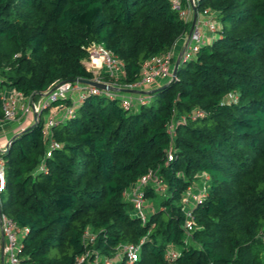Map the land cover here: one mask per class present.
Wrapping results in <instances>:
<instances>
[{
    "label": "trees",
    "instance_id": "16d2710c",
    "mask_svg": "<svg viewBox=\"0 0 264 264\" xmlns=\"http://www.w3.org/2000/svg\"><path fill=\"white\" fill-rule=\"evenodd\" d=\"M196 6L212 11L217 33L154 92L42 101L34 122L0 149L1 208L22 230L19 264H76L85 252L89 263L127 264L119 246L141 241L132 264H264V0ZM191 24L172 0H0V119L5 88L37 105L57 83L94 80L85 65L93 43L123 64L100 81L136 83ZM124 95L147 101L125 107ZM53 107L61 115L47 129ZM148 173L144 219L124 191ZM204 186L188 232L184 199ZM169 245L179 252L173 260Z\"/></svg>",
    "mask_w": 264,
    "mask_h": 264
},
{
    "label": "built area",
    "instance_id": "2783aa9c",
    "mask_svg": "<svg viewBox=\"0 0 264 264\" xmlns=\"http://www.w3.org/2000/svg\"><path fill=\"white\" fill-rule=\"evenodd\" d=\"M188 1V6L183 7L181 0H172L173 8L179 11L182 18L186 20H193V8L191 5V0ZM197 0H195L196 2ZM214 14L210 9H204L203 11L198 12L197 20L194 25V28L191 32L190 38L186 40L187 44L182 55V60L190 59L196 55V52L199 50L200 46L206 42L205 36L206 33L211 35V37L217 33V23L213 18ZM187 36V35H186ZM90 59L89 62L91 66H98V68L105 67L107 73L112 76H118L122 71L123 64L122 62L107 48L101 44L93 43L89 47ZM100 60V65L96 62ZM172 57L171 52H168L163 55H157L151 58L144 64L142 77L136 83H130L126 85H117L114 86L126 89H142V86L146 85L151 87L156 83L169 79L173 76V69H169L171 66ZM174 67V63H173ZM99 80V79H95ZM100 81V80H99ZM102 89L96 86H88L83 84L80 81H64L57 83L53 86L46 94L44 100H42V107L47 108L50 102L59 100V99H70L75 104L83 101L87 95L90 93H99ZM24 97L23 95L16 91L14 88H5L2 91V108L4 112L3 119L11 121L17 118L19 111L25 109V104H23ZM136 101L145 103L147 99L144 96H132L124 95L123 96V105L125 107H130L135 104ZM31 107L35 111L39 110V106L34 103H27L26 108ZM25 111V110H24ZM39 112V111H38ZM66 115L74 113L73 107H68L65 110ZM24 113V112H23ZM56 117L52 114L47 117L46 128L54 124ZM54 147H59L57 142H53L48 149L47 156H51V149ZM44 169V165L40 167ZM153 179L152 173H148L142 176L138 182L134 183L130 188L125 189V196L133 202L135 211L137 214L145 219V210L147 208V201L144 196L143 187L149 184ZM157 183V180L155 179ZM6 175H5V165L3 159L0 157V228L4 237V246L3 254L0 255V264H19V252L21 249V237L22 230L18 227L17 223L12 217L7 215L2 211L1 208V193L5 188ZM207 194V189L204 186L201 189L196 191L190 188L184 199V207L187 211L188 220L186 221V228L188 232L193 229V216L191 212V204L201 202ZM264 236V235H263ZM95 236L90 231L87 230L85 233V241L92 242ZM141 244L140 243H126L119 246V253L125 258L127 264H132L134 261L139 259L141 254ZM170 246H173L172 248ZM90 253L85 252L82 256H79L76 260V264H113L114 260L108 257H97L94 263H89L88 257ZM167 256L170 259H175L179 256V252L175 249L174 245H169L167 249Z\"/></svg>",
    "mask_w": 264,
    "mask_h": 264
},
{
    "label": "rangeland",
    "instance_id": "374dc122",
    "mask_svg": "<svg viewBox=\"0 0 264 264\" xmlns=\"http://www.w3.org/2000/svg\"><path fill=\"white\" fill-rule=\"evenodd\" d=\"M189 34V33H188ZM189 35L187 36H183L181 38V42H184L183 40H187ZM211 38V35H209L208 33H206L205 36V41L207 42L208 39ZM180 41V40H179ZM179 41L176 43L175 47L173 48L172 52H171V57L173 59V56L177 59V57L180 55L179 53L182 52L183 48L181 47V43L179 44ZM184 53V52H183ZM183 55V54H182ZM99 65H100V60L96 61ZM85 65L87 66V68L92 71L94 73L95 79H100V76L102 73L104 74H109L107 73V70L105 67H100L98 68V66H91L89 60L85 61ZM173 63H171V66L169 67V69H173ZM143 90L149 88L148 86L144 85L142 86ZM42 102V98L38 99L36 101L37 106L40 105V103ZM23 104H25V111L24 110H20L19 114L17 116L16 119L11 120V121H7L3 118L0 119V149H4L7 144H8V140L10 139V137L12 136V134H15V130H17L19 128V130L23 127V126H28L29 124H31L32 122H34V118L37 117L38 111H35L33 108L31 107H27V102L24 101ZM39 108V107H37ZM56 109L53 107L51 109H49L48 111H46L44 113V118H46L48 115H51L52 112H54ZM24 112V113H23ZM16 125L15 127H13V125ZM198 185V183H197ZM202 187V186H201ZM171 248L173 246H170Z\"/></svg>",
    "mask_w": 264,
    "mask_h": 264
},
{
    "label": "water",
    "instance_id": "95a60500",
    "mask_svg": "<svg viewBox=\"0 0 264 264\" xmlns=\"http://www.w3.org/2000/svg\"><path fill=\"white\" fill-rule=\"evenodd\" d=\"M191 5H192V8H193V20H192L191 28H190V31H189V34H188L189 35L188 36V39L190 38L191 32H192V30L194 28V25H195L196 20H197V15H198V10H197V6H196L195 0H191ZM187 42H186V44H187ZM186 44H185V46H186ZM185 46H184V49H185ZM184 49L180 53V55L177 57V59H176V61L174 63L173 76L176 75L178 65L180 64V62L182 60V54L184 52ZM79 81L81 83H83V84H90V85L96 86V87H98L100 89H103V90H113V91L123 90V91L131 92V93H146V94H150V93H152V92H154L156 90V89H151V90H138V89L120 88V87L111 85L109 83L102 82V81L95 80V79L94 80H79ZM9 144H10V142H8L7 146ZM3 246H4V240H3Z\"/></svg>",
    "mask_w": 264,
    "mask_h": 264
},
{
    "label": "crops",
    "instance_id": "0c3cea01",
    "mask_svg": "<svg viewBox=\"0 0 264 264\" xmlns=\"http://www.w3.org/2000/svg\"><path fill=\"white\" fill-rule=\"evenodd\" d=\"M209 40V39H208ZM184 42H181V40L179 41V44L181 43V47L184 49V46H185V44H186V41L185 40H183ZM182 49V50H183ZM181 53V52H180ZM179 53V54H180ZM150 88H147V89H145V90H149ZM138 90H143V88L142 89H138ZM126 93H131V92H127V91H125ZM132 94H138V93H132ZM52 115L54 116H59V115H61V112L60 111H58V110H56V111H54V112H52ZM16 125L14 124L13 125V127H15ZM23 127H25V126H23ZM22 127V128H23ZM19 130V128L17 129V130H15V132L14 133H16L17 131ZM3 240H4V237H3V234H2V231H1V228H0V255L2 256V254H3Z\"/></svg>",
    "mask_w": 264,
    "mask_h": 264
}]
</instances>
